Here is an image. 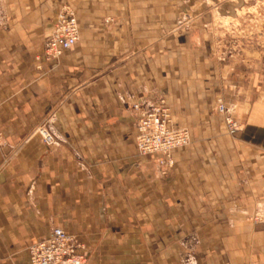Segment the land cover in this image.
<instances>
[{"label":"crops","instance_id":"crops-1","mask_svg":"<svg viewBox=\"0 0 264 264\" xmlns=\"http://www.w3.org/2000/svg\"><path fill=\"white\" fill-rule=\"evenodd\" d=\"M210 3L0 0V264H29L54 228L85 264H264V43L226 56ZM65 7L80 40L38 62ZM161 99L191 134L168 175L138 153L132 110Z\"/></svg>","mask_w":264,"mask_h":264},{"label":"built area","instance_id":"built-area-1","mask_svg":"<svg viewBox=\"0 0 264 264\" xmlns=\"http://www.w3.org/2000/svg\"><path fill=\"white\" fill-rule=\"evenodd\" d=\"M80 40V27L74 12L65 7L54 21L47 39L46 48L37 61L54 62L71 51ZM217 111L223 115L229 135H236L242 125L233 117L232 110L219 99ZM133 111L137 114L136 148L144 157H155L159 172L167 175L175 166L174 152L190 144V133L186 129L175 128L171 124L169 109L163 99L151 105L136 103ZM43 142L55 144L53 135L44 128L39 129ZM0 144L5 146L0 132ZM254 221L264 223V211L254 215ZM29 264H85L84 247L73 235L62 228H54L51 235L28 249Z\"/></svg>","mask_w":264,"mask_h":264},{"label":"rangeland","instance_id":"rangeland-1","mask_svg":"<svg viewBox=\"0 0 264 264\" xmlns=\"http://www.w3.org/2000/svg\"><path fill=\"white\" fill-rule=\"evenodd\" d=\"M221 1L223 3L220 5L209 4L210 10L215 13V18L209 21V27L211 31L213 30L214 42L216 45H220L226 56L238 54L239 50L244 48L247 43L253 42L260 45L264 43V19L262 18L264 16V0ZM50 121L51 119L41 128L53 135L48 127ZM53 137L55 139L54 135Z\"/></svg>","mask_w":264,"mask_h":264}]
</instances>
